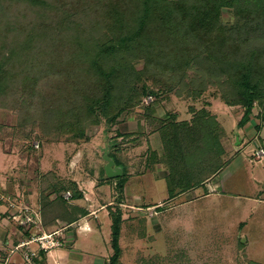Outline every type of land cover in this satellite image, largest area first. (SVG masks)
<instances>
[{
    "label": "rangeland",
    "instance_id": "374dc122",
    "mask_svg": "<svg viewBox=\"0 0 264 264\" xmlns=\"http://www.w3.org/2000/svg\"><path fill=\"white\" fill-rule=\"evenodd\" d=\"M137 7L141 0H0V122L6 129L0 140V228H22L31 211L38 222L24 228L35 238L43 235L35 232L42 210L40 176L51 172L64 181L95 177L106 182L101 149L115 140L123 153L113 158L126 170L119 203L124 264H264V195L251 177H259L264 164V156L254 153L257 144L247 139V162L218 174L234 152H224L226 133L236 147L238 130L231 119L245 111L228 102L238 100L234 88L241 72L250 73L261 92L249 120L264 122V16L255 13L259 10L223 7L210 37L186 33L188 17L182 27L169 17L173 33L146 26L151 30L145 37L124 41L137 27ZM117 20L124 22L122 28ZM219 27L225 31L219 33ZM103 45L115 50L103 51ZM36 71H41L38 77ZM143 105L153 108L151 117L141 116ZM222 107L232 115L220 117ZM117 112L120 117L110 120ZM131 118L137 123L133 129L127 128ZM198 118L217 137L211 144L209 131L204 133L211 148L199 145L203 133L184 125ZM217 118L224 119L225 130ZM162 125L167 142L155 129ZM80 133L87 138L78 139ZM177 145L186 154L178 160L168 155ZM161 157L167 159L159 167ZM212 161L219 167L214 186L179 192L203 174L212 177L207 169ZM168 164H173L172 176L156 181L158 172L167 174ZM111 187L114 193L104 194L112 195L109 212L118 204V190ZM99 218L102 231L86 239L80 235L77 243L105 259L112 250V220L104 211ZM19 245L15 248H23ZM39 245L35 241L29 249L38 253Z\"/></svg>",
    "mask_w": 264,
    "mask_h": 264
},
{
    "label": "trees",
    "instance_id": "16d2710c",
    "mask_svg": "<svg viewBox=\"0 0 264 264\" xmlns=\"http://www.w3.org/2000/svg\"><path fill=\"white\" fill-rule=\"evenodd\" d=\"M35 1V0H34ZM186 0H173V1H168V0H141L142 2V7H137L136 12L134 14V22H136L135 24H137V27L135 29H133L132 33L128 36L123 38L124 41H135L137 40V38L139 37H145L146 34H148L147 32L150 31L151 29L152 32H154V30H156V32L158 33V31L160 30V32L162 33H170L172 31H170V29L175 28V26L167 23L166 21L170 20L169 17H171V22L176 21L175 25H180V22L185 20L186 17H188V24L189 26L187 27V30L185 31L186 33H190L192 35H194L196 38L197 37H204L205 36H211L214 34L213 29H215V25H214V21L216 20V18L219 16L220 11L223 7H227V8H231L233 7L234 9H237L238 12L242 11V10H253V11H258L255 12L257 14H259L260 16L263 15L264 16V0H193L190 3V6H186L187 2L185 3ZM252 5V6H250ZM240 6H243L244 8L242 9ZM177 14L178 17H180V20L177 19ZM122 15V14H121ZM124 17V16H123ZM259 18V17H258ZM120 20L122 21V16L120 17ZM119 21V20H117ZM18 23V22H17ZM120 23V28H122L124 26V22ZM254 23V22H253ZM264 27V22L261 24ZM146 26H149L151 29L147 30ZM249 26V24L247 25V27ZM180 27H182L180 25ZM254 28V26H253ZM220 32L225 31V29L223 27H219L217 28ZM173 33V32H172ZM147 42L150 44L149 39L147 40ZM101 48V47H100ZM103 51H113L115 50V46L114 45H106V46H102L101 48ZM100 49V50H101ZM93 64L97 65V58H95L93 61ZM1 72V71H0ZM2 73V72H1ZM0 73V74H1ZM99 73H102L107 79H110L111 74H109L108 72L106 73L104 70L99 69ZM41 74V71H36L35 73H33L34 77H38ZM239 79L235 85V90H236V97L238 98L237 102L236 101H228L230 104H239L241 106H243L245 108V111L242 115V117L240 118L238 125L242 126L244 125L248 120H249V114H250V110L253 104V101L255 99L259 98V95H261L260 92V88L258 83L253 82L251 80V74L248 72H241L239 74ZM1 78V77H0ZM1 80L3 81V79L1 78ZM109 83V80L107 81V84ZM3 85L0 84V102L4 101L3 98V93H4V89L2 87ZM110 85L108 84V86L106 87V89L109 87ZM110 90V88H108V91ZM106 96V94H105ZM109 96V94H108ZM104 104H106V101H103ZM144 106V105H143ZM147 107V108H146ZM102 112H104V110L106 109H100ZM153 108L152 107H148V106H144L142 107V113L141 116H143V118H146V114L147 116H152L153 115ZM121 113L117 112L110 120L114 121L117 117H120ZM212 121V120H211ZM4 123L0 122V140L3 139V134L5 133L6 129H5V125H3ZM195 124V125H194ZM185 127H188V129L191 130H197L198 132L203 133L200 136V140L199 141V145H203L206 147H209L210 144L209 142L206 140L207 137L204 135V133H210V139L211 140V144L213 142L216 141L217 137L214 136L212 133V130H210L209 127H207V129L203 128V123L202 121H200V119L198 118V120L194 123H190L188 125V122L184 123ZM155 129H159L157 131H160L161 136L163 138L164 142H167V135L165 132L166 128L165 126H161V127H155ZM204 129V131H203ZM187 130V129H186ZM156 131V130H155ZM156 131V132H157ZM188 131V130H187ZM172 132H176V130L172 129ZM208 133V134H209ZM77 136L78 139L79 138H87L86 135H84L83 133L78 134ZM206 142V143H205ZM117 145L118 143L115 140H112L108 147H106V150L108 151V156H110L114 162L115 165H117V162L115 161V158H113V155L115 156V152L117 149ZM212 147V146H211ZM209 147V148H211ZM167 148V147H166ZM172 151H168V155L170 156H174L173 158H177V160L179 159V157H181L182 155H185V153L182 152L183 148L182 145H177V147H171ZM190 152H187V158L190 157L191 154H189ZM167 157V156H166ZM165 157H161V162L160 164H165L166 162ZM218 160H215V162H217ZM218 164V162H217ZM173 164L169 166L168 164V172L165 175L166 179L168 180L169 177L172 176L173 174ZM208 172L210 173H215L216 170L219 169V167H216V163L214 164V162L212 161V165L210 167L207 168ZM126 170H124L122 168V174L118 177L115 178H110L108 177L105 178L107 181H111L114 180L115 182V187L118 190V199L117 202L118 204L116 205L115 211H110V217H111V246H112V250H113V254L110 257L109 261L107 264H119V257L121 255V248L119 245V236H120V228H121V223H122V213H121V208L119 207V203L122 202V192H123V188L125 186V182H126ZM214 171V172H213ZM48 173V172H47ZM45 173V174H47ZM105 174V173H104ZM50 176V177H49ZM106 176V175H105ZM206 179V174H203L200 179H198V181L194 182L193 184H191L189 187H180L179 192L185 188H192V187H196L199 185H202L204 183ZM39 182H41V184L43 183L42 188V192H40V200L39 203L42 205V210H41V214L42 217L45 219V213L48 211L50 213V215H54V218H58L60 220H69L68 223L73 222L74 220H76L78 217V214L80 215H84L87 213V211L83 208L80 207H76V206H72L69 205L68 202L63 198L62 194L63 192L69 190L71 191V199H80L83 196V193L78 189L76 182L74 181H64L62 180L60 177H58L57 174L55 173H51L49 172V175H45V177L43 176L39 179ZM171 197L174 195V191L170 193ZM112 209V207L110 208V210ZM43 211V212H42ZM54 220V219H53ZM44 223V222H43ZM43 225V224H41ZM251 264H260L258 262L252 261L250 262Z\"/></svg>",
    "mask_w": 264,
    "mask_h": 264
},
{
    "label": "crops",
    "instance_id": "0c3cea01",
    "mask_svg": "<svg viewBox=\"0 0 264 264\" xmlns=\"http://www.w3.org/2000/svg\"><path fill=\"white\" fill-rule=\"evenodd\" d=\"M230 109H223L222 107V116L229 115L231 116V112H229ZM241 111H238V113L235 116L232 117L231 122L232 126L237 128V134L236 137L237 140L234 145H231V138L225 134L226 142H225V148L227 151H233L232 155L229 157H226L228 160L227 163L219 169L218 174H222L221 172L229 170V168H236L240 167L243 164L247 162V155L246 153V140H251V142H255L256 149L263 148L264 149V122H260L256 118H252L248 120L244 125L239 126L238 122L241 118L240 116ZM137 116V115H135ZM218 116V117H219ZM226 118V117H225ZM220 118H217L219 124L222 126V129L225 130V127L223 126L222 120ZM141 120V118H140ZM136 121V120H134ZM137 127V123L133 122V119L131 118V122L127 124V128H135ZM126 129V128H125ZM226 132V131H224ZM154 134V133H153ZM241 134H243V137H240ZM141 144L140 142H137V145ZM118 146V145H117ZM136 147V146H135ZM135 147H132L134 149ZM104 148V147H103ZM123 153V150L120 149L117 152H115L116 155L121 156L120 154ZM227 155V154H226ZM124 156V155H123ZM264 158V157H263ZM262 158V159H263ZM122 160V159H121ZM161 167V164H159ZM57 168V167H56ZM238 169V168H236ZM264 164L262 165V172L259 173V177L255 176L254 173H252V180L257 182L258 188L260 189V194L264 195ZM55 170V169H54ZM160 170V169H159ZM162 172V171H161ZM226 173V172H225ZM158 177H154L156 181H158V178H161L163 181H165V175L163 172L162 174L157 173ZM216 173H214L215 175ZM212 174V177L205 179L203 186H205L208 183H215L214 179L216 176L219 178V176ZM74 180V179H73ZM78 189L83 193L82 198L80 199H70L66 200L69 205L76 206L83 208L87 211L86 214L80 215L78 214V218L74 220L73 222L68 223L69 220H60L58 218H54V215H50V213L47 211L45 213V219L42 217L43 214H41V219H39V223L37 224V228L35 229L39 234H53L52 238H54L57 241V245L43 251L39 249L38 247V253L36 258L32 259L31 264H107L110 257L113 254V250L111 252H107V255L104 258H101V256H97L95 253L87 252L84 250V248L81 245H78V236H82L83 239H86L89 235L95 234L98 235V231H102L103 223L101 219L99 218V214L101 211L105 212V215L108 216L111 220V217L109 215L108 206L111 205V202L109 199H111L110 194L114 193L112 185L115 184V182L112 184L109 181H99L98 178L91 177V178H84V180H75ZM218 183V182H217ZM112 184V185H111ZM220 184V181H219ZM104 185V187H102ZM111 185V186H110ZM214 186V184H213ZM194 188V187H193ZM95 190L96 193L94 192ZM113 192V193H112ZM65 193V192H64ZM108 193V196H105L104 194ZM85 195H87L85 197ZM102 195V201H97L96 196ZM208 196V195H206ZM108 198V200H106ZM96 201V202H95ZM40 216V215H39ZM54 219V220H53ZM44 222V223H43ZM122 221V225H123ZM43 224V225H41ZM111 227V222H110ZM34 231H30L29 228L24 227H18V226H11L7 229H1L0 228V264H26L23 259V248H31V244L33 242H30L28 246L23 248H15L17 245H19L22 242L29 241L31 237H33ZM110 235H111V229H110ZM120 235H121V229H120ZM120 237V236H119ZM120 239V238H119ZM88 241H90L88 239ZM97 244L95 247L99 248V244ZM120 245V244H119ZM110 246H111V238H110ZM121 252H122V247ZM36 249V248H35ZM34 250V249H33ZM16 251L20 253V256H16ZM15 255V256H14ZM122 253L119 257V264H124L121 260Z\"/></svg>",
    "mask_w": 264,
    "mask_h": 264
},
{
    "label": "built area",
    "instance_id": "2783aa9c",
    "mask_svg": "<svg viewBox=\"0 0 264 264\" xmlns=\"http://www.w3.org/2000/svg\"><path fill=\"white\" fill-rule=\"evenodd\" d=\"M35 147H38V143H36ZM254 153L257 155V158L260 159L261 157L264 156V149L258 148V150L257 151L255 150ZM62 196L65 200H69L71 197V193H70V191H66L64 194H62ZM34 222H38V219L36 218V214L34 212L32 213L31 211H29V215L24 217L20 224H21V226L25 227L26 224H30V223H34ZM52 235L53 234H47V235L43 234L37 238L31 237V239L29 241L22 242V244H20L19 246L26 247L30 242H35V241L38 242L39 241V244H40L39 249L46 251V250L50 249L51 247H54L57 244V242H56V244L54 243V239L52 238ZM47 236H48V239L50 238L49 241H48V239L46 240ZM42 239L46 240V242H48L49 245H46V242L43 241ZM36 257H37V254L34 250L27 248L26 251H23V258H24V261L26 264H31L32 259L36 258Z\"/></svg>",
    "mask_w": 264,
    "mask_h": 264
},
{
    "label": "water",
    "instance_id": "95a60500",
    "mask_svg": "<svg viewBox=\"0 0 264 264\" xmlns=\"http://www.w3.org/2000/svg\"><path fill=\"white\" fill-rule=\"evenodd\" d=\"M101 151L103 153L105 175L110 178L120 176L122 174V167L115 165L114 160L108 156V151L105 147L102 148Z\"/></svg>",
    "mask_w": 264,
    "mask_h": 264
}]
</instances>
